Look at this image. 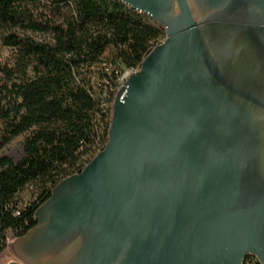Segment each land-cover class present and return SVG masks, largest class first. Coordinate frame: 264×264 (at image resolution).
I'll return each mask as SVG.
<instances>
[{"label":"water","instance_id":"water-1","mask_svg":"<svg viewBox=\"0 0 264 264\" xmlns=\"http://www.w3.org/2000/svg\"><path fill=\"white\" fill-rule=\"evenodd\" d=\"M118 1L165 38L10 264H264V0Z\"/></svg>","mask_w":264,"mask_h":264},{"label":"trees","instance_id":"trees-1","mask_svg":"<svg viewBox=\"0 0 264 264\" xmlns=\"http://www.w3.org/2000/svg\"><path fill=\"white\" fill-rule=\"evenodd\" d=\"M164 38L118 0H0V150L27 134L19 161L0 158V256L103 149L121 74Z\"/></svg>","mask_w":264,"mask_h":264},{"label":"rangeland","instance_id":"rangeland-1","mask_svg":"<svg viewBox=\"0 0 264 264\" xmlns=\"http://www.w3.org/2000/svg\"><path fill=\"white\" fill-rule=\"evenodd\" d=\"M164 40V39H163ZM161 40L159 44L163 41ZM125 71V70H124ZM123 71V73H124ZM122 73V74H123ZM120 80V79H119ZM119 82V81H118ZM120 85L118 86L117 90L119 89ZM117 92V91H116ZM27 134L20 135L16 138H14L11 142H9L6 146H4L0 150V158L1 157H7L11 159L13 162H17L22 158L23 155V141L26 138ZM20 197L22 199H27V193L24 191ZM12 261H14V257L8 250L5 251L0 256V264H10Z\"/></svg>","mask_w":264,"mask_h":264},{"label":"built area","instance_id":"built-area-1","mask_svg":"<svg viewBox=\"0 0 264 264\" xmlns=\"http://www.w3.org/2000/svg\"><path fill=\"white\" fill-rule=\"evenodd\" d=\"M137 70H138V67L135 68V69L125 70L124 73L121 74V76H120V78H119L120 80H119L118 84L121 85V84L123 83V81H124L123 77L126 78V77H128L130 74L135 73ZM125 75H126V76H125ZM15 214L18 215V212H16ZM254 259H255V258H254ZM255 262H257L256 259H255ZM257 263H258V262H257Z\"/></svg>","mask_w":264,"mask_h":264}]
</instances>
